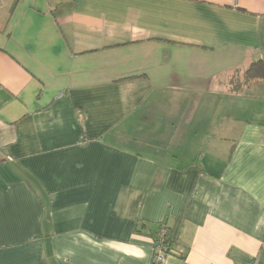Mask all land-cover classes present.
Wrapping results in <instances>:
<instances>
[{
    "label": "crops",
    "instance_id": "crops-1",
    "mask_svg": "<svg viewBox=\"0 0 264 264\" xmlns=\"http://www.w3.org/2000/svg\"><path fill=\"white\" fill-rule=\"evenodd\" d=\"M260 60L264 0H0V264H264Z\"/></svg>",
    "mask_w": 264,
    "mask_h": 264
},
{
    "label": "trees",
    "instance_id": "trees-1",
    "mask_svg": "<svg viewBox=\"0 0 264 264\" xmlns=\"http://www.w3.org/2000/svg\"><path fill=\"white\" fill-rule=\"evenodd\" d=\"M256 79L264 80V63L261 60L252 63L244 74V81L246 82V84ZM235 80L236 79L233 78L232 81ZM232 84H233V90L235 92H239L241 90L242 83L240 81L236 82L235 84L232 82ZM163 229L167 230V236L162 241H164V244L168 248V254H173L174 248L169 239V229L165 223L160 224L159 229L151 233L152 239L154 242H159V233Z\"/></svg>",
    "mask_w": 264,
    "mask_h": 264
},
{
    "label": "built area",
    "instance_id": "built-area-1",
    "mask_svg": "<svg viewBox=\"0 0 264 264\" xmlns=\"http://www.w3.org/2000/svg\"><path fill=\"white\" fill-rule=\"evenodd\" d=\"M167 236V230L163 229L159 233V242H154L153 255L150 264H164L170 254H168V248L164 244V240Z\"/></svg>",
    "mask_w": 264,
    "mask_h": 264
},
{
    "label": "rangeland",
    "instance_id": "rangeland-1",
    "mask_svg": "<svg viewBox=\"0 0 264 264\" xmlns=\"http://www.w3.org/2000/svg\"><path fill=\"white\" fill-rule=\"evenodd\" d=\"M233 78L236 79V76H234ZM229 147H230V146H228V147L226 146L225 149H218V151H219L220 154L223 153V155L226 156V155H227V152H228V150H229Z\"/></svg>",
    "mask_w": 264,
    "mask_h": 264
}]
</instances>
